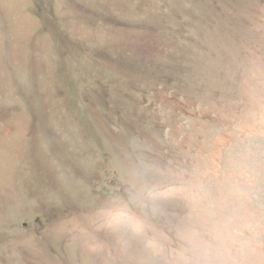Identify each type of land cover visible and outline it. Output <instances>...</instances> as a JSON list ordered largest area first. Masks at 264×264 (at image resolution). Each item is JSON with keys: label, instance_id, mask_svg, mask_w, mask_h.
<instances>
[{"label": "rangeland", "instance_id": "374dc122", "mask_svg": "<svg viewBox=\"0 0 264 264\" xmlns=\"http://www.w3.org/2000/svg\"><path fill=\"white\" fill-rule=\"evenodd\" d=\"M0 264H264V0H0Z\"/></svg>", "mask_w": 264, "mask_h": 264}]
</instances>
